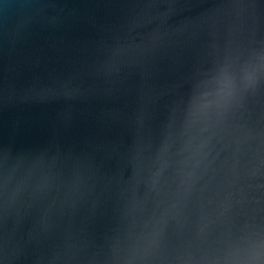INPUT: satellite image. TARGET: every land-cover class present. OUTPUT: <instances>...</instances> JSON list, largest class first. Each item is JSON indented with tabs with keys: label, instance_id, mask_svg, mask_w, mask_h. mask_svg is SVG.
Wrapping results in <instances>:
<instances>
[{
	"label": "water",
	"instance_id": "water-1",
	"mask_svg": "<svg viewBox=\"0 0 264 264\" xmlns=\"http://www.w3.org/2000/svg\"><path fill=\"white\" fill-rule=\"evenodd\" d=\"M0 264H264V0H0Z\"/></svg>",
	"mask_w": 264,
	"mask_h": 264
}]
</instances>
